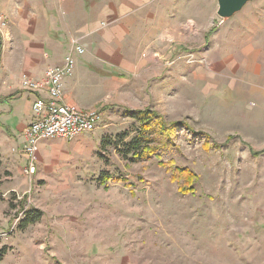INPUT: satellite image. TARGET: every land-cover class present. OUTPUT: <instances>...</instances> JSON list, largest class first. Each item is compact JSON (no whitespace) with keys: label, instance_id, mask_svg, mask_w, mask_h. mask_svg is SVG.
<instances>
[{"label":"rangeland","instance_id":"374dc122","mask_svg":"<svg viewBox=\"0 0 264 264\" xmlns=\"http://www.w3.org/2000/svg\"><path fill=\"white\" fill-rule=\"evenodd\" d=\"M2 6L0 53L12 23ZM198 7L197 20H176L164 57L127 73L118 87L133 96L108 98L96 130L43 144L33 175L5 158L0 264H264V131L250 115L264 68L245 42L264 23V0L224 19L228 36L217 0ZM125 104L153 111L160 129L141 161L116 147L137 126ZM32 208L40 220L21 228Z\"/></svg>","mask_w":264,"mask_h":264},{"label":"crops","instance_id":"0c3cea01","mask_svg":"<svg viewBox=\"0 0 264 264\" xmlns=\"http://www.w3.org/2000/svg\"><path fill=\"white\" fill-rule=\"evenodd\" d=\"M212 2L19 0L24 7L14 6L13 12L7 9L6 0H0V6L4 4L2 7L12 17L10 36L7 37L10 38L8 48L0 53V155L3 164L7 158L10 164L17 162L19 172L27 167L24 130L33 120L32 103L36 95L22 85L23 74L42 78L48 66L63 62L71 39L79 36L86 51L77 55L74 74L64 79V100L89 109L103 106L112 95L121 99L130 98L134 93L132 89L118 87L120 83L123 86L130 80L127 73L134 75L147 61H159L164 57L166 35L173 37L181 27L176 20L181 19L182 15L188 20H197L199 13H203L198 5ZM22 12L24 14L19 15ZM199 17L207 20L206 15ZM222 23L225 24L221 27L222 33L230 35V22L223 20ZM245 33L250 36L245 42H254L264 68V40H258V37H264V23ZM156 39L157 44L154 45ZM134 69L137 70L133 72ZM254 89V100L260 103L250 115L255 116L256 121H253L261 127L259 130L264 131V77L260 78ZM123 107L124 110L134 109L126 104ZM53 139L41 141L37 171L41 146Z\"/></svg>","mask_w":264,"mask_h":264},{"label":"built area","instance_id":"2783aa9c","mask_svg":"<svg viewBox=\"0 0 264 264\" xmlns=\"http://www.w3.org/2000/svg\"><path fill=\"white\" fill-rule=\"evenodd\" d=\"M6 27L7 21L0 14V42ZM81 39L73 37L63 62L48 66L42 78L26 74L21 77L22 85L36 95L32 103L33 120L24 130L25 172L28 175L37 170V153L42 140L56 137L71 140L79 134L93 132L102 122L103 112L99 107L83 109L64 100V79L74 74L77 55L86 51ZM44 93L46 95L42 96Z\"/></svg>","mask_w":264,"mask_h":264},{"label":"trees","instance_id":"16d2710c","mask_svg":"<svg viewBox=\"0 0 264 264\" xmlns=\"http://www.w3.org/2000/svg\"><path fill=\"white\" fill-rule=\"evenodd\" d=\"M124 115L134 119L135 122H137V126L132 132L124 130L120 134L119 141L116 140V142H118L116 145L117 149L121 152L123 148L124 152L121 154L129 157L132 161H141L149 158L153 154V148L151 146L155 140L154 135L160 131V129H158L155 113L149 109L126 108L124 110ZM180 123L179 121H175L172 123V126L175 128L179 126ZM159 125L161 126V123H159ZM107 142L109 143V141ZM2 167L3 162L0 155V176ZM41 215L42 211L32 208L22 219L24 224L21 225V228H25L28 224L39 221ZM5 254L6 251L0 252V259H2Z\"/></svg>","mask_w":264,"mask_h":264},{"label":"water","instance_id":"95a60500","mask_svg":"<svg viewBox=\"0 0 264 264\" xmlns=\"http://www.w3.org/2000/svg\"><path fill=\"white\" fill-rule=\"evenodd\" d=\"M217 14L220 18L227 19L240 11L248 2L252 0H217Z\"/></svg>","mask_w":264,"mask_h":264}]
</instances>
